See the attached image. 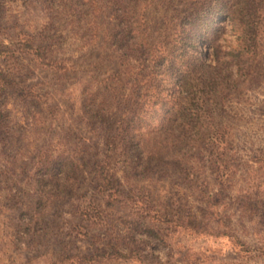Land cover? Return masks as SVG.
<instances>
[{
	"label": "rangeland",
	"instance_id": "374dc122",
	"mask_svg": "<svg viewBox=\"0 0 264 264\" xmlns=\"http://www.w3.org/2000/svg\"><path fill=\"white\" fill-rule=\"evenodd\" d=\"M0 264H264V0H0Z\"/></svg>",
	"mask_w": 264,
	"mask_h": 264
}]
</instances>
